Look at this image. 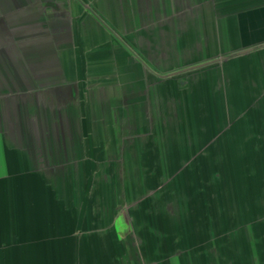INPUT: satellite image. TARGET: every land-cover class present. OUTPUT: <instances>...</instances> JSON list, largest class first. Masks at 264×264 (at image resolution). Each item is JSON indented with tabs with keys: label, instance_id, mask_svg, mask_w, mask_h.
Segmentation results:
<instances>
[{
	"label": "crops",
	"instance_id": "crops-1",
	"mask_svg": "<svg viewBox=\"0 0 264 264\" xmlns=\"http://www.w3.org/2000/svg\"><path fill=\"white\" fill-rule=\"evenodd\" d=\"M182 95L217 122L228 104H264V0H0V264H264V139L263 162H235L228 202L213 183L180 216L157 196L124 211L143 180L115 176L111 199L95 176L123 158L135 174L156 167L137 138L153 123L166 157L184 153L166 139ZM238 110L245 134L228 135L250 154L255 117Z\"/></svg>",
	"mask_w": 264,
	"mask_h": 264
},
{
	"label": "rangeland",
	"instance_id": "rangeland-1",
	"mask_svg": "<svg viewBox=\"0 0 264 264\" xmlns=\"http://www.w3.org/2000/svg\"><path fill=\"white\" fill-rule=\"evenodd\" d=\"M219 59V58H218ZM225 63V66H223L222 70H223V77L226 80H232L233 78V74L230 71L231 67H229L228 65L230 64V61H225L223 62ZM225 68V69H224ZM205 69L201 68L199 70H195V71H191V72H203ZM185 74V73H184ZM190 74V73H189ZM210 73H201L200 77L202 76L204 78L205 77H209ZM182 74H178L176 75L175 78H181ZM183 76V75H182ZM185 76H190V75H185ZM186 88L189 87L188 91H185V93L190 92L192 89L191 86V81L189 82L188 77H186ZM196 88V84L194 86ZM197 90V89H196ZM190 96H193V94L191 93ZM176 100H178L179 102L181 101L183 104H179L178 105H174V119L173 122L170 120L169 118V125L168 127L171 131H173V136L172 137H168L167 139V143L172 145H177V147H185L184 153L183 152H178L176 153L175 151H180L178 148H174L173 149V153L169 152L167 154L166 157V152L164 151V146H161V143H164V138L158 136V134L160 133L159 129H158V134L156 133L155 130V123L152 124V126L154 127V130H152V136L151 132L147 129V134L146 136H142V137H137L139 138L138 141L142 143L140 144H145L147 139H150L153 146L151 148H153V152L151 154H149L151 157L146 158L147 160V164L150 163V161L155 160V158L157 157L156 161H157V166L154 167L153 163L151 164L152 167L148 168V169H143L142 172L140 170V174L136 173L135 174V169L133 167H131L130 163L128 161H125L123 158V161H120L119 163V167L117 169H112V168H105L104 171L97 170L96 172V177L99 176L101 179L107 178L108 180V184L104 187L105 191H108L109 193L111 192V199L113 198H117L118 195V191H117V185L114 183L115 181V176H122L125 179H127L128 177L133 178V177H138V180L141 179V181L143 180V186L141 189L142 192L141 195L143 194V199L145 200H141V201H137L134 200L133 201V197L135 196L134 193L133 195L131 194H127V201L124 204H121V208H123L124 211H128V210H132L134 208H144V207H149L150 205L146 202V198H155L156 196L158 197V201L159 203L161 202L162 204H167L168 208L174 209L175 210V214L178 216H180V213H177L178 210H184V208H187V205L189 208L192 207V201L193 198L195 199L194 202L196 201V196H197V188H201V187H206V191L208 192V190L213 191L214 188V184L213 183H220V191L219 189L218 192H221L222 194H220V200L222 201L223 199H227L228 202V198H226L225 196H227V193L229 192H233V187L231 184V180L230 178L233 176V178H235L236 180V176L240 175L237 173V170L235 169V165L237 163H235L236 161L240 162V164L243 162L245 163L246 160L247 161H252V160H258V162H263L261 161L262 154L259 152H257V147H259V145L262 143L263 138V129H262V124L264 123L262 121V112L264 111V104H261L257 102V104L255 105H242V106H236V108L233 105L228 104L227 106H223V109L225 111V108L228 109L227 112H225L223 114V109L221 108V112L223 114V117H228L229 119H222V121H215L214 117L216 118V113L213 107H209L210 109L208 110L207 106H206V114H204V107L202 105H189L187 104V102H189L188 99L184 98L182 95V98H175ZM263 108V110H262ZM213 109V110H212ZM239 109L238 111L241 112H246L249 113L250 116L252 118L255 117L254 122V129H255V135L251 138H248V141H251L250 143V147L248 148H252L255 149V152H251L250 154L246 151H244L243 149L246 148L245 145L243 146V142L246 140V136L245 137H239V136H235V135H228V133L230 132L231 134V130L232 129H239L241 132V134H245V132H243V129L245 128L244 122L241 118H239V113H236V110ZM241 109V110H240ZM182 110V111H181ZM220 110V109H219ZM181 112H184V116L185 118L187 117H194V118H198L200 119V125L199 126H192L193 123L197 124V121H193V122H189L187 119L182 120H178L177 119V115H179V113L181 114ZM199 113V114H198ZM170 117V116H169ZM259 118L256 120V118ZM184 118V117H183ZM209 120L212 122H217L215 127H211V123H209ZM154 122V121H153ZM181 123V127H183L184 124H186V129L185 132H183L182 135H178L177 132L178 130H180L179 126ZM200 127V128H199ZM198 131L203 132V135L200 136L198 141V138H196L193 134H198ZM175 132V134H174ZM235 133V131L233 132ZM250 134V132H249ZM243 136V135H242ZM151 137V138H150ZM130 138V137H129ZM126 139V138H125ZM133 139V138H132ZM144 141V143H143ZM264 141V140H263ZM173 142V143H172ZM200 145H198V144ZM165 144V143H164ZM235 145H237V147L235 148ZM148 146V145H146ZM169 146V145H168ZM155 147L158 151V153L155 152L154 154V150ZM232 149V151H229L230 149ZM146 148V147H145ZM149 149V147H147ZM147 149V150H148ZM237 150L234 151V150ZM254 153V154H253ZM154 155L156 156L154 158ZM123 156V154H122ZM167 159V160H166ZM203 160L206 161H211V162H215L213 165H215V168L213 170H211L212 166H210V168L208 169H198V163H203ZM144 161V160H143ZM142 161V162H143ZM231 163V164H230ZM137 164V163H136ZM143 164H146V161L143 162ZM206 164H209V162H207ZM227 165V167H229V164L232 166V170H230V168L228 169H224L221 168L224 165ZM129 169L127 168H121V167H126L129 166ZM261 165V164H260ZM164 166V167H163ZM259 166V165H256ZM135 167V166H134ZM220 167V168H219ZM195 168L196 170L192 169ZM245 168L242 169V171ZM256 168H250L249 169H245L244 173L246 175L250 174L252 175L254 172H256L255 170ZM216 170V171H215ZM259 170V174H260V166L258 168ZM200 172V173H199ZM214 174L218 177L215 178L213 180ZM264 175V174H263ZM157 180V181H156ZM129 184H131V181L128 182ZM236 184V182H234ZM130 187L133 186L129 185ZM234 184L235 188L236 185ZM200 185V187H199ZM238 189H240L241 191L244 190L245 188L242 189L241 186H238ZM136 186L133 188H129L131 192H135L136 191ZM119 189V188H118ZM203 189V188H202ZM116 190L114 193V196L112 195V191ZM138 190V189H137ZM166 191V192H165ZM138 192V191H137ZM136 192V194H137ZM167 193V194H166ZM186 197L188 198V200H186ZM145 203V204H142ZM156 203V202H155ZM196 204V202H195ZM155 205V204H154ZM195 207H197L195 205ZM178 209V210H177Z\"/></svg>",
	"mask_w": 264,
	"mask_h": 264
},
{
	"label": "flooded vegetation",
	"instance_id": "flooded-vegetation-1",
	"mask_svg": "<svg viewBox=\"0 0 264 264\" xmlns=\"http://www.w3.org/2000/svg\"><path fill=\"white\" fill-rule=\"evenodd\" d=\"M45 6H51L52 7L53 5L50 2H48V1L46 2L45 1Z\"/></svg>",
	"mask_w": 264,
	"mask_h": 264
},
{
	"label": "trees",
	"instance_id": "trees-1",
	"mask_svg": "<svg viewBox=\"0 0 264 264\" xmlns=\"http://www.w3.org/2000/svg\"><path fill=\"white\" fill-rule=\"evenodd\" d=\"M192 169L196 170L195 168H192ZM187 199H188V198L186 197V200H187ZM187 208H189L188 205H187Z\"/></svg>",
	"mask_w": 264,
	"mask_h": 264
},
{
	"label": "water",
	"instance_id": "water-1",
	"mask_svg": "<svg viewBox=\"0 0 264 264\" xmlns=\"http://www.w3.org/2000/svg\"><path fill=\"white\" fill-rule=\"evenodd\" d=\"M197 67V66H196ZM199 67V66H198Z\"/></svg>",
	"mask_w": 264,
	"mask_h": 264
}]
</instances>
